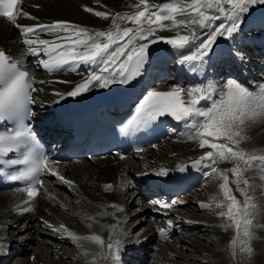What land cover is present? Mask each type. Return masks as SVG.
<instances>
[{"label":"snow or ice","instance_id":"obj_1","mask_svg":"<svg viewBox=\"0 0 264 264\" xmlns=\"http://www.w3.org/2000/svg\"><path fill=\"white\" fill-rule=\"evenodd\" d=\"M20 2L21 0H0V17L7 18L20 29L21 35L25 37L23 43L28 45V53L39 55L43 52L47 56V59L39 61L46 71H75L79 64H94L99 61L105 64L103 71L109 73V76L91 74L66 94L56 93L61 98L64 95L78 96L97 86V82L98 86L107 87L110 83L124 84L135 79L142 73L149 46L157 41L171 46L179 64L191 71H198L207 62L206 58L212 52L217 38H231L239 28L242 14L247 13L251 5L264 4V0H167L160 4L138 0L133 6L137 11L115 13L109 29L92 30L68 21L21 25L17 23L18 18H36L22 9L14 12ZM85 10L93 11L91 8ZM95 15L108 19L110 14L97 11ZM221 19L229 23L214 25L215 21ZM122 24L132 26L122 27ZM38 31L55 33L56 40L61 42L27 38L29 34L35 35ZM165 31L174 35L158 34ZM34 83L32 75L22 70L21 62L0 49V121L12 120L16 124L10 134H0V158L9 153H19V158L9 159L6 163L23 165L9 179L28 182V186L23 189L29 197V200L24 201L25 204L39 195L38 185L42 186L43 181L38 177L43 171L57 176L65 184H74V181L66 179L49 167L50 163L55 165L59 162L50 161L39 150L34 134L23 122L25 117L32 114L29 106L36 102L32 96V92L38 91L33 87ZM207 100H211V104L205 107L201 102ZM165 116L181 122L188 129L187 139L198 141L200 149H210L194 160L193 166L209 167V175L216 174L222 178V183L219 185L220 192L212 198L214 203L203 204L202 207L222 209L218 215L226 218L228 223L220 227L225 231H234V237L230 241L233 258L238 254L250 258L254 255L252 241L256 238L258 227L253 222L259 213L255 189L259 187L264 193V150H247L241 145L251 139L248 129L258 121H264V85L253 91L236 79H228L222 86L210 83L206 87L191 89L174 86L168 90H152L139 106L136 119L129 124L135 128L146 127ZM123 131H127V128L122 129ZM120 159L125 157L120 155ZM224 162L233 166L219 168L218 165ZM228 173L232 174L231 183L235 184V191L242 200L234 194ZM156 174L166 176L168 169L160 168ZM257 179L261 181L259 185L255 183ZM104 189L111 191L113 185L106 184ZM150 203L170 209L177 202L162 203L156 200ZM109 207L124 211L118 204ZM22 211L34 209L24 208ZM97 215L103 217L113 213L101 211ZM88 219L99 223L95 216H88ZM168 223L171 226V221ZM102 227L116 233V237L104 238L98 234L80 236L68 230L65 225H60L74 243L84 240L97 246L96 249H86L81 253L93 257L88 264H99V260L112 264L119 260L123 244L119 238L121 233L117 231V225ZM158 231L162 238H168L166 229L161 228ZM78 246L82 247L79 244ZM4 249L5 244L0 242V254Z\"/></svg>","mask_w":264,"mask_h":264},{"label":"bare ground","instance_id":"obj_2","mask_svg":"<svg viewBox=\"0 0 264 264\" xmlns=\"http://www.w3.org/2000/svg\"><path fill=\"white\" fill-rule=\"evenodd\" d=\"M164 2H167V0H149L150 4H160ZM137 3L138 0H24L18 4L16 12L22 9L23 12L28 13L31 17H35L36 19L33 20L26 17L18 18L17 23L24 26H34L38 24H52L56 21H68L71 24L80 25L92 30H107L112 24V15L115 13H131L137 11V9L133 7ZM86 8H91L93 11L88 12L85 10ZM97 11L109 13V18L105 19L96 16L95 12ZM222 22L225 24L229 23L227 20L221 19L215 21L214 25H218ZM121 26L131 27L132 25L122 24ZM158 34L165 36L174 35V33L168 31ZM59 35H67V33H59ZM56 36L57 34L55 33L38 31L35 35L29 34L27 38L48 39L58 43L61 42L56 40ZM23 39H25V37L21 35L20 29L15 27L8 19L0 18V49H3L9 56L20 61L22 69L27 70L32 75L35 81L33 87L38 89V91L33 92L36 101L34 104L37 109L36 112L42 115L44 120L42 123L43 126H45L46 123H52L53 120H57L56 124H58V121L61 119V112L73 103L74 97L64 95L63 98H61V96L56 95V93L66 94L73 90L76 84L93 73L109 76L108 72L103 71L105 64L99 61L94 64H79L76 66L75 71L64 70L59 72H48L39 64V61L47 59V56L43 52L39 55L28 53V45L23 43ZM166 56L172 57L169 66H171L176 73L181 75V79L175 83V86L191 89L201 86L206 87L210 83L220 85L219 78L221 77L218 76L219 70L217 66H219V61L224 58L228 64L231 63L232 67L239 66V70H236V75L241 77L240 79H236L239 83L253 91L257 90L260 85H264V4H257V6L251 5L249 11L242 14L239 28L231 38L227 36L217 38L216 43L213 45L212 52L209 54V57L206 58L207 62L198 71H191L188 67L179 64L177 62L176 53L171 47L167 49ZM159 59L160 56L157 57L156 54H153L151 58L148 57V62L150 61L149 64L154 66ZM215 60L216 64H214ZM98 69L100 70L97 71ZM154 69H156V67H154ZM159 71L162 74L165 72L164 68H158V72ZM226 72L227 76H232V74L235 73L232 68ZM205 74H208V76L205 77ZM40 81H44V83H40ZM98 84L99 82L97 86ZM201 103L203 106L207 107L211 104V100L202 101ZM259 132L262 133L261 137L255 139L256 136L259 135ZM187 135L188 129L182 126L181 128H175L172 136L155 148L146 150L142 153L130 154L126 156L125 159L108 158L96 160V163L86 161H73L68 163L65 168L59 169V175L74 181V184H65L55 177L48 179V184L50 181H53V179L55 180L53 181V185H49V189L44 188L43 194L39 198L32 200L35 201V208L32 209H38V215L34 213V211H22V209L30 208L33 205L24 203L23 199L26 198L24 195L0 193V242L5 244V249L3 253L0 254V261L4 260L5 257L10 254L8 251L11 252V250H9L7 244V241H10L12 244H18L22 250H24V247H27L30 253L33 254V256H31V258L34 257L33 260H30V257H26L22 259L23 262L19 264H88V261L92 260L93 257L91 255L84 256L81 253L86 249H96L97 246L94 243L84 240L78 242L82 247L78 246V244L74 243L67 235V232L60 228V225H65L68 230L80 236L98 234L104 238H115L116 233L111 232L107 227H102V225H117V231L121 233L119 238L123 241L121 250L124 251H120L119 260L113 261L112 264H121L122 259L120 254L129 253L133 247L141 246L140 241L143 242L147 238L152 239L157 237L156 235H160L158 231L160 228L158 226L150 227L149 225L152 223L149 222L144 225V230H146L145 235L131 240L127 238L126 235H128V232H131L129 229L132 226H122V222L128 219V215H126L125 212L120 213V211L109 206L118 204L122 206V208L123 206L125 208L127 206L130 208L135 207V205L141 201L138 198V194L136 195V199L133 200H131L129 196L127 199L128 201L124 199V196H126V190L131 189L136 182L145 186L150 181L156 180L159 177L162 178L172 175L184 165L193 163V161L203 155L204 152L210 150L208 148L200 149L198 141L187 139ZM248 135L251 139L242 144V147L247 150H264V121H258L253 124L248 129ZM232 166L233 165L229 162L218 165L221 169L230 168ZM160 168L168 169V175H157L156 173ZM203 169L204 173L200 171V178H203L206 174L204 179H207L210 176L209 173L211 170L207 166H202L201 170ZM211 175L217 177L214 173ZM228 175L230 177V186L234 194L238 199L242 200L243 198L240 194L235 191V184L231 183L232 174L228 173ZM248 175H251V173H248ZM255 183L259 185L261 181L257 179ZM106 184H112L113 190L106 191L104 189V185ZM57 185L65 186L69 190L80 191L81 194L79 196H77L78 193H74V195L78 197L77 202H73L72 200L68 202L66 201L67 197H63L61 198L62 204L60 203L58 205L54 198H51L52 194H50V191H54V194H56L58 191ZM215 186L216 185L212 186L214 188H211L212 192H210L212 194H210L209 197L204 195L199 196V194L194 193L198 195L194 197V201H192L193 199L191 197V199L189 198L187 200L179 198L161 199L159 197H155L151 200H158L162 203L176 201L177 203L170 209L160 208L159 205H154L152 203H150L152 204L151 207H149V205H143L138 208L145 212H151V216H169L179 210V206L183 207L188 203L189 207L192 205V207H197L199 211H205V214L202 215L205 217L200 219L194 211V215L183 213L185 209L183 208V210L180 209V212H177L178 214L174 216V218L177 220L180 219L188 232H194L193 230L196 228L210 225V222L206 220L207 216H218L219 211L216 207H202L203 204L214 203L212 198L220 192V187L218 191V188L216 189ZM122 190H124V193L120 192ZM255 196L259 202L260 212L264 205L262 204V202L264 203V193H262L259 187L255 189ZM261 197L263 198L260 199ZM188 210L189 209H187V212ZM101 211L110 212L113 213V215L98 216L97 213ZM38 216H44V223L49 222V227L58 230L60 235L58 239H52L53 237L49 236V233L40 228L43 226H41L39 221L35 222ZM88 216H95L99 223L88 219ZM60 217L63 220H61ZM191 217L194 219H191ZM81 220H83L82 223L84 222L85 225L78 226ZM118 220H120L119 224ZM142 221L143 218L138 217L129 223H136L135 225H138V222L142 223ZM33 222L34 227H32ZM253 222L258 225V227L256 228V238L252 241V246L255 248L257 247L256 249L259 250L258 248H260V245H264V216H260L258 213ZM37 223H39V225ZM92 223H95V225H93L95 231L93 230V232H91L92 229L87 228L89 225L92 226ZM213 223L217 222H212L211 224ZM30 228H32L31 233L28 232ZM121 229L124 231L121 232ZM133 233L135 234L137 232L134 230ZM196 238L208 240L211 237L204 238L201 234L194 236L192 233L190 238L186 240L182 238L180 248L172 250V244H176L179 238L177 237V239L174 240L173 235L168 231V238H164V244L161 245L156 264H171L173 260L172 256L174 255L173 252H175V255H180L181 259L177 260L178 258H176L172 264H175V262L189 264V255L183 250L184 248L196 249L197 252L203 255L213 253L209 252L206 242L204 244L208 249L207 252H203L200 247L201 242H196ZM20 240H22V244L18 243ZM220 244L221 247H223V243L220 242ZM184 252L187 257L183 254ZM260 254L261 253H256V259L253 258V255L248 258L238 254L237 256L239 258L237 259V264H264L262 259L260 263L257 260ZM99 264H109V262L99 260Z\"/></svg>","mask_w":264,"mask_h":264},{"label":"rangeland","instance_id":"obj_3","mask_svg":"<svg viewBox=\"0 0 264 264\" xmlns=\"http://www.w3.org/2000/svg\"><path fill=\"white\" fill-rule=\"evenodd\" d=\"M254 6H257V4H255ZM228 79L229 78H226L225 81H227ZM261 134L262 133L259 132V135L256 136L255 139L260 138L261 137ZM221 179L222 178H219L218 176L216 177L215 175H210L208 177V179L206 180L205 184L202 187H200L195 193L199 194V196L204 195V196L209 197L210 194H212L211 193L212 192V189L211 188H214V187H212L213 185H216L215 188L216 189L218 188V191H219V185L221 184ZM195 196H198V195L193 194L191 196V198L193 199L192 201L195 200V198H194ZM187 197L188 196L183 197L182 199H185ZM262 198L263 197H261L260 199H262ZM69 199H70L69 202H71V200L73 202H77V199H76L75 196H70ZM262 204H264V203L262 202ZM183 208H185L184 209L185 213H187L189 215H194V213H196V215L200 219H202V218L205 217V216H202V215L205 214V211H203V210H200L199 211L197 209V207H192V205H191V207H189V204H187L185 207H182L181 209H183ZM187 209H189L188 212H187ZM217 210L218 211H221L222 209L217 208ZM223 210H226V209H223ZM193 211H194V213H193ZM131 213H133L132 210H131ZM259 215L260 216H264V205H263L261 211L259 212ZM216 217H212V216H209L208 217L207 216L206 217V220L210 222V225L209 226L207 225V227L202 226V228H196L195 230H193L194 232H188V230L184 227V225L177 224V227L172 229V235L174 237V240L177 239V237L179 239H178V241H177L176 244H172V248L171 249L172 250H176L177 248H180L181 247L180 242H181L182 238H184L186 240L187 238H190L191 237L192 233L194 234V236L195 235H198V234H201L204 238H208V237H211V238H209L208 240H205V239H202V238L201 239L196 238V242H199V243L201 242L200 243V247H201V249H202L203 252H207V249L209 248V252H213V253L212 254L209 253L207 255H203V254H200L199 252H197L196 249H190V248L187 249V248H184L183 250L186 251L188 253V255H189L188 256L189 264H237V259L239 257L236 256L235 258H233V256H232V248L230 247V241L234 237V231L232 229H229V230L225 231L220 226L223 225V224L228 223L227 219L224 218V217H220L219 215L216 216ZM191 219H194V218L191 217ZM82 221L83 220H81V222H79L80 224L78 226L85 225L84 222L82 223ZM212 222H217V223L211 224ZM93 225H95V223H92V226L91 227H87V228L92 229L91 232H93V230L95 231ZM161 225L163 226V224H161ZM32 227H34V222L32 223ZM40 228L43 229L44 231H46L47 233H50V230L49 229H45L44 227H40ZM143 228H144V224L143 223H138V226L135 228V232H141ZM204 230H206V231H204ZM207 231H209V232H207ZM28 232L31 233L32 232V228H30L28 230ZM178 232H179V234H178ZM211 234H212V236H211ZM20 241H22V240H20ZM157 241H158L159 245L157 246L156 251H155V254L153 256V260H155V261H157V259L159 257V254L158 253L161 250V245L164 244V243L161 244V241H159V240H157ZM205 242H206L208 248L205 246V244H204ZM220 242L223 243V247H221ZM253 248H254V250H256V251H254V254L255 255H253V258L256 259V253H261L260 256L257 257V260L259 261V263L262 262V260L264 261V259H263L264 256H262V255H264V245H262V246L260 245V248L261 249L258 248L259 250L256 249L257 247L256 248L253 247ZM190 250H191V252H190ZM139 252L144 253V250H140ZM29 254H30V252L27 254L26 257L29 256L30 257V260H33V258H31L32 255H29ZM173 254L174 255L172 256L173 257V260H172L171 264L173 263V261L176 258H178L177 260H180L181 259L180 255L179 256L177 254L175 255V252H173ZM183 254L185 255L186 253L184 252ZM216 256L218 257V259H217ZM141 258H143V256ZM153 260H151L150 263H147V264H156V262H153ZM11 263L13 264L14 262L11 261ZM175 264H181V263H176L175 262Z\"/></svg>","mask_w":264,"mask_h":264}]
</instances>
